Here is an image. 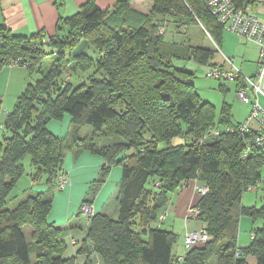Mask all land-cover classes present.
Returning <instances> with one entry per match:
<instances>
[{
    "label": "trees",
    "instance_id": "obj_1",
    "mask_svg": "<svg viewBox=\"0 0 264 264\" xmlns=\"http://www.w3.org/2000/svg\"><path fill=\"white\" fill-rule=\"evenodd\" d=\"M129 3L116 0L110 9L101 10L95 0H89L73 16L59 18L53 35L44 31L16 35L0 24V71L16 61L31 74L40 73L46 47L54 58L49 70L25 87L0 124V131L9 134L0 141V264H76L74 258H63L67 228L49 222L48 215L63 151L84 142L78 128L82 126H89L93 137L122 140L99 148L89 140L84 145L103 164L82 204L91 206L110 169L122 168L114 198L117 217L93 214L89 218L77 251L85 257L84 264H95L96 258L100 264H248L250 256L256 264H264V207L242 206L248 188H258L262 182L264 187V148L251 146L242 159L256 132H228L227 128L239 125L231 122L230 106L223 104L216 117L214 107L196 93L193 73L172 65L174 59L215 65V51L168 45L158 34L169 18L177 28L198 22L219 47L223 30L202 0H154L148 17ZM64 29L68 33L61 37ZM88 48L97 58L85 52ZM69 65L73 71L92 70V74L74 88ZM1 108L0 99V114ZM66 116L71 128L65 138L48 131L50 121L60 122ZM212 129L221 134L206 137L201 145ZM175 139L183 144L172 145ZM160 144L165 147L159 149ZM26 155L36 170L31 184L45 177V189L32 187L10 209L7 205L24 175L20 163ZM193 180L208 188L197 203L196 220L212 239L174 258L175 234L155 225L164 221L157 218L168 208L170 196ZM243 214L253 221L260 219L262 225L251 232V242L240 247ZM81 216L79 209L75 219ZM26 225L31 229L30 243L22 233ZM29 255L34 256L33 262Z\"/></svg>",
    "mask_w": 264,
    "mask_h": 264
},
{
    "label": "rangeland",
    "instance_id": "obj_2",
    "mask_svg": "<svg viewBox=\"0 0 264 264\" xmlns=\"http://www.w3.org/2000/svg\"><path fill=\"white\" fill-rule=\"evenodd\" d=\"M153 5H154V0H130V3H129V7L131 9L143 15H146L147 17L151 15V9ZM165 20H167V18H165ZM67 33H68V30L64 29L63 31H61L60 36L61 37L66 36ZM158 34L159 35L163 34L164 42L168 45L174 43L182 47L193 46V47H200V48L215 51L214 57L212 59V63L219 64L222 60L221 55L216 52V48H215V45L213 44V40L211 39L210 36L207 35L209 34V32L206 29L204 31V29L202 28V25L198 22L194 24L187 23L184 26L177 28L173 24L171 19L169 18V21L165 23V27L159 29ZM245 48L252 49L251 51H248V55L247 54L243 55ZM219 49H220V52L225 57L232 58V61L234 62L235 66L241 67L242 65V67L245 68L243 69V72L245 74H249L248 72H252L251 70L253 69V66H252L253 55L256 54L255 49L253 48L252 44L238 39L237 36H235L234 34L230 32L223 31L222 43H221V46H219ZM45 51L47 53V56L41 63L40 73L34 72L31 74L28 70H25L23 68L12 70L10 67H4L0 71V74L3 73L1 77L4 80L3 82L4 88L1 91L3 95H0L1 107H2L1 108L2 111L0 114V124L3 123V120L5 118V115H6L5 110H8L9 112L14 108L17 98L23 92L25 87H27L28 84H33L36 80L40 78L41 74L49 70L54 60L53 56L51 55L53 51L49 47H46ZM85 52L91 58L93 59L97 58V53L92 48L86 49ZM247 60H249L250 62H247ZM172 65L177 69L185 70L190 73H193L194 78L192 80V84L194 86L196 93L199 95V97L204 102H208L214 107L216 117L220 113L221 107L223 104H227L230 106L231 122L233 125L241 124L244 121L246 114L248 116L249 111H250V106L244 104L239 98H237L235 84L227 83L224 81H216L213 79L206 78L204 76L205 67L198 65L194 62H185L183 60L174 59L172 60ZM246 70L248 72H246ZM68 71L71 77V84L74 88L79 86L81 83L85 82L88 76L92 74V70L86 73H82L79 71H73L72 65L68 66ZM10 76H11L12 83L8 91H6L5 81L7 80L9 81ZM13 79L17 81V84L13 83ZM62 80H63V77H61L58 82ZM219 86L221 88H218ZM62 121L63 120H61L59 123H61ZM78 128H79V134L85 137L87 136V138L89 139V144L93 147L99 148L102 146H107V145L122 141L121 138L118 136L106 137V136L98 135L97 137H93L91 135L92 130L89 126H82L81 129L80 127ZM223 128L224 127H221V129ZM75 130L76 128H74L73 133H75ZM88 131H90V135ZM3 136L8 138L9 134H7L4 131H0V141L1 142L4 140ZM178 144H183V140L175 139L172 141V145H178ZM164 147H165V144L159 145V149H162ZM65 153L67 152L63 151L64 155ZM20 164L23 167L24 175L18 181V183L16 184L15 188L13 189L10 195V201L8 202V205H7L8 208L10 209L14 208L16 204L23 199L26 193L29 190H31L32 187H33V190H36V191L40 190L44 186L45 180H46V178L43 177L41 180L38 181V183H35L34 186H32L33 184H31V178L35 174L36 170L31 162L30 157L26 155ZM262 174L264 177V167L262 168ZM57 187L58 186L56 183L54 187V191L58 193L55 194L54 199L58 195L62 194L60 193ZM80 205H82V202ZM242 206L245 209L255 208L258 210V209L263 208L264 207V187L262 188L260 186L253 190L247 189L242 196ZM90 207L89 205H87L84 211L81 208L82 215L85 216V218L87 219V226H88L89 218L93 216L92 214L93 210L92 212H90V209H89ZM168 208H169V205H168ZM185 215H184V218L182 219V217H177V215L175 216V215H172V213L171 214L168 213L165 220L161 224L155 225L161 230L170 231L175 234L176 241L172 246V256L174 258L181 256V254H183L184 252L183 243H184V237L186 234L185 231L187 230L186 221H188L185 219ZM109 216L115 219L117 217V213L113 215V213L111 212ZM196 222H199V221L196 220ZM261 225H262V221L260 219L253 221V219L250 216H248L247 214H243L240 219L237 244H239L240 247L247 246L251 242V232L259 229ZM198 229H195V230H198ZM190 231H193V230H190ZM22 233L25 237V240L28 243H30L32 241L31 229L28 225L22 227ZM203 245L204 244L197 245L196 247L200 248V247H203ZM250 257L255 260L254 257L252 256ZM29 259L31 262H33L34 256L29 255ZM254 262L256 263V261ZM95 264H100L97 258L95 260Z\"/></svg>",
    "mask_w": 264,
    "mask_h": 264
},
{
    "label": "crops",
    "instance_id": "obj_3",
    "mask_svg": "<svg viewBox=\"0 0 264 264\" xmlns=\"http://www.w3.org/2000/svg\"><path fill=\"white\" fill-rule=\"evenodd\" d=\"M87 1L89 0H0V24H3L16 35L30 36L39 31H44L47 35H53L55 33L57 20L59 18L73 16ZM95 2L98 8L106 10L110 9L116 0H95ZM253 48L255 49L256 54L253 55L252 72L246 70L249 74H245L243 72V69L245 68L242 67V65L241 67L236 66L243 74L249 77L254 76L257 69L256 61L258 49L254 45ZM251 50V48H245L243 55H248V51ZM222 62L223 61L221 60L219 64H222ZM247 62L250 61L247 60ZM18 68L20 67H12L11 69L15 70ZM1 75H3V73L0 74V95H3L1 91L4 88V80ZM5 83L6 91H8L12 83L11 76L9 81L7 80ZM13 83L17 84V81L13 79ZM262 104L264 105L263 100ZM7 112L8 110H5V113ZM246 117L247 114L245 118ZM62 120L61 123L50 121L47 124L48 131L58 138H65L71 128L69 117H64ZM255 127V124H252V128L255 129ZM88 132L90 135V131ZM81 139H84V142L83 140H80V142L78 141L74 145L71 144L70 148L66 151L67 153H65V155H67H64L61 172L65 176L67 183L64 189L60 191L62 194L58 195L55 199V194L58 192H53L52 209L48 215L49 222L60 228H67L65 231L66 236L64 238L66 251L63 258H74L76 264H84L85 262V257L77 254V251L80 249L82 241L85 238V231L88 226L85 216L82 215L78 219H75V217L81 207L80 204L82 199L89 189V185L97 179L100 168L103 164L99 155L91 153L89 149L84 147L85 143L89 140L87 136L85 137L81 135ZM121 179L122 168L119 166H113L109 171L106 181L100 186L94 196L91 205L93 214L109 215L112 212L113 215H115L118 213V205L114 201V198L117 194ZM262 180H264V177ZM197 185L198 184L195 180L190 181L179 192L171 195L169 201L170 209L168 213H172V215H177V217H182L183 219L187 208L190 205L197 203L201 198L195 190ZM261 186H263V182ZM44 189L45 186L39 191ZM186 225L187 230L185 233L200 228V224L195 221H186ZM254 261V259L249 257L247 263L256 264Z\"/></svg>",
    "mask_w": 264,
    "mask_h": 264
},
{
    "label": "built area",
    "instance_id": "obj_4",
    "mask_svg": "<svg viewBox=\"0 0 264 264\" xmlns=\"http://www.w3.org/2000/svg\"><path fill=\"white\" fill-rule=\"evenodd\" d=\"M202 1L223 31L234 34L238 39L250 43L258 49L257 69L255 75L252 77L243 74L233 64L232 59L225 57L220 52L219 47L214 42L216 52L221 55L223 62L222 64L205 66L204 71V76L208 79L235 84L237 98L250 106V111L245 121L239 124L237 128H227L228 132L237 131L242 134L250 131L256 132L253 139L247 142L246 149L242 155V159H244L251 146L264 148V105L262 104V100L264 101V0H245L241 3H237L236 0ZM207 35L209 36V34ZM43 42L47 43L48 41L45 40ZM9 64L10 67L19 66V63L16 61H11ZM252 124H255V129L252 128ZM1 128L0 126V130ZM220 134L221 130L212 129L200 140V144H204L206 137L218 136ZM56 183L59 191L64 189L67 180L62 172L58 174ZM260 186L258 185V187ZM195 190L199 197L204 196L208 192V188L200 184L196 186ZM86 207V204H82L80 209L82 208L84 211ZM89 209L92 212V208L90 207ZM168 212L169 208L162 209L159 212L157 221L161 222L164 220ZM199 213L200 211L197 206H194V204L190 205L186 211L185 219L196 222ZM211 239L206 230L200 226L198 230L186 232L184 250L187 251L197 245L206 244Z\"/></svg>",
    "mask_w": 264,
    "mask_h": 264
},
{
    "label": "bare ground",
    "instance_id": "obj_5",
    "mask_svg": "<svg viewBox=\"0 0 264 264\" xmlns=\"http://www.w3.org/2000/svg\"><path fill=\"white\" fill-rule=\"evenodd\" d=\"M198 203V202H197ZM197 203H194V206H197Z\"/></svg>",
    "mask_w": 264,
    "mask_h": 264
}]
</instances>
